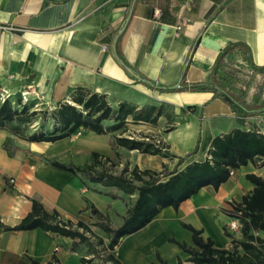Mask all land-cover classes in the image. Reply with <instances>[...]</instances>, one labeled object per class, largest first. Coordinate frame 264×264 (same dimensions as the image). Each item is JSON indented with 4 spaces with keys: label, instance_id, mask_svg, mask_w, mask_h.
<instances>
[{
    "label": "crops",
    "instance_id": "crops-1",
    "mask_svg": "<svg viewBox=\"0 0 264 264\" xmlns=\"http://www.w3.org/2000/svg\"><path fill=\"white\" fill-rule=\"evenodd\" d=\"M199 36L186 69L187 84L211 82L220 51L235 42L248 45L253 62L264 65V0H0V96L15 107H57L72 102L78 88H88L105 93L115 109L128 102L137 110L156 106L155 111H161L156 123L129 116L124 133L80 128L54 142L29 141L0 127V173L10 179L3 188L0 176L1 221L18 224L32 210V197L38 196L63 219L89 224L107 244L109 236L86 199L119 224L137 192L127 194L91 181L51 160L84 165L95 151L103 160L110 157L105 166L112 162L115 172L135 166L172 170L178 156L192 151L200 138L199 151L179 166L183 169L206 159L218 135L236 128L264 133V113L242 116L209 90L162 89L179 84ZM263 82L264 74L255 75L251 92ZM113 122L104 120L106 125ZM115 135L161 140L163 149L175 157L113 145ZM6 141L21 149L9 151L3 147ZM249 173L264 176V159L242 165L219 187L201 188L178 208H163L145 227L123 236L114 249L98 244L89 232L92 244L74 249V238L42 228H0V264H30L31 259L47 263L53 257L60 264H91L99 256L95 249L100 256L112 253L122 264H160L159 256L169 264L179 259L194 264L191 254L171 239L197 247L192 230L185 226L189 224L213 239L216 247H231L232 237L225 230L231 219L228 211L253 191ZM231 233L242 236L241 231ZM258 234L264 236L263 231Z\"/></svg>",
    "mask_w": 264,
    "mask_h": 264
},
{
    "label": "trees",
    "instance_id": "trees-1",
    "mask_svg": "<svg viewBox=\"0 0 264 264\" xmlns=\"http://www.w3.org/2000/svg\"><path fill=\"white\" fill-rule=\"evenodd\" d=\"M199 41L200 36L190 49L179 84L162 89L165 91L209 90L213 91L216 97L227 101L242 116L264 113V82L257 90L251 92L253 77L264 74V65L259 66L253 62L251 48L245 43H231L220 51L213 67L211 82L185 83L186 69ZM236 50L241 60L238 59ZM33 107L32 104H23L21 108L15 107L10 99L2 100L0 96V127L7 128L29 141L54 142L71 136L80 128L100 134L118 129L124 133L127 131L129 116L135 121L156 123L161 114V111H155L156 106L137 110L136 106L128 102H121L115 109L105 93L88 88H78L72 97V102H61L55 108L56 110L51 113L54 120L52 127H46L44 124L33 126L39 114V110ZM107 119L114 122L106 125L104 120ZM32 127L34 129H31ZM113 145L175 157L168 150H164L163 145L151 138L147 140L115 135ZM3 147L11 152L21 149L20 146L8 141L3 143ZM199 148L200 138L192 151L185 156H178L174 169L165 171L139 169L135 166L130 171L124 167L120 172H115L111 167L114 166L112 162L110 166H105L107 161H111L110 157L103 160L95 151L91 153V162L84 165L51 160V164L75 173L80 172L83 177L91 181L115 187L127 194L137 192L135 202L128 207L127 214L119 224H113L86 199L90 210L98 218L97 224L109 236L107 244L102 237L95 235L89 224L82 220L75 222L63 219L57 210L48 208L38 196L32 197V210L18 224L7 225L0 219V228L4 230L42 228L48 233L74 238V249L79 248L81 244H92L91 237L87 234L89 232L96 236L98 244L114 249L123 236L145 227L163 208L167 206L178 208L183 201L196 194L201 188L219 187L231 176V170H236L249 161L264 159V133L236 128L229 133L218 135L213 139L206 159L194 160L183 169H179V166L196 154ZM0 176L5 182L3 188H7L10 179L2 173ZM163 177L167 179L163 180ZM247 178L255 184L253 191L245 195L241 202L233 203V210L228 211L230 215L239 216L242 221L241 237L234 236L225 227L226 233L232 237L231 247H216L213 239L204 238L201 230L189 224L185 226L192 230L197 247L171 239L191 254L190 260L194 264H264V236L258 234L259 231L264 232V176L249 173ZM95 253L100 256L99 249H95ZM104 260L112 264H122L112 253L105 254ZM159 260L160 264H169L160 256ZM53 261L58 262L56 257H53L47 263L31 259L30 264H52ZM177 264H182V260L179 259Z\"/></svg>",
    "mask_w": 264,
    "mask_h": 264
},
{
    "label": "rangeland",
    "instance_id": "rangeland-1",
    "mask_svg": "<svg viewBox=\"0 0 264 264\" xmlns=\"http://www.w3.org/2000/svg\"><path fill=\"white\" fill-rule=\"evenodd\" d=\"M56 107H51V106H48V107H46V108H41L40 110H39V114L37 115V121L33 124V126L35 127V126H40L41 124H44L46 127H52V125H53V123H54V120H53V118H52V115H51V113L53 112V111H55L56 109H55ZM34 127H32L31 129H34ZM81 155H84V154H81ZM88 184L90 185V187L93 189V188H95L96 189V185H95V183H92V182H88ZM98 188V187H97ZM97 190H103V189H97ZM105 195V194H104ZM106 195H111L110 193H108V194H106ZM114 197H116V195L114 196ZM118 203H121V201H119ZM118 205H116V203H115V207H117ZM104 257H105V255H103V256H98V259H97V261H95L94 263H91V264H106V262H105V260H104Z\"/></svg>",
    "mask_w": 264,
    "mask_h": 264
},
{
    "label": "built area",
    "instance_id": "built-area-1",
    "mask_svg": "<svg viewBox=\"0 0 264 264\" xmlns=\"http://www.w3.org/2000/svg\"><path fill=\"white\" fill-rule=\"evenodd\" d=\"M1 99L2 100H5L6 99L5 95L1 94ZM25 99H26V97H25ZM147 140H149V138H147ZM156 142L159 143V144H161V145H163L161 140H158ZM234 172H235V170H231V175H233ZM232 210H233V208H232ZM226 228H227V230L229 232H238V231H241V228H242L241 218L239 216H237V215H231V219L226 224ZM52 264H59V263L57 261H53ZM106 264H112V263L109 261V262H106Z\"/></svg>",
    "mask_w": 264,
    "mask_h": 264
},
{
    "label": "water",
    "instance_id": "water-1",
    "mask_svg": "<svg viewBox=\"0 0 264 264\" xmlns=\"http://www.w3.org/2000/svg\"><path fill=\"white\" fill-rule=\"evenodd\" d=\"M47 162H49V161H47Z\"/></svg>",
    "mask_w": 264,
    "mask_h": 264
}]
</instances>
